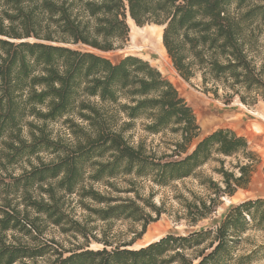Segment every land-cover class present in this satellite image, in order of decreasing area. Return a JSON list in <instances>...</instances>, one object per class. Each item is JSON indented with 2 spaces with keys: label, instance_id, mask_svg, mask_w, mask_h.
<instances>
[{
  "label": "trees",
  "instance_id": "1",
  "mask_svg": "<svg viewBox=\"0 0 264 264\" xmlns=\"http://www.w3.org/2000/svg\"><path fill=\"white\" fill-rule=\"evenodd\" d=\"M128 18L137 27L163 28L161 43L183 80L199 78L226 102L252 106L264 98V0H0V264L255 259L258 251L240 253V246L249 229H264V198L229 205L211 226L132 248L165 211L153 204V191L141 196L143 183L157 189L196 183L201 194L183 186L188 196H175L182 211L176 218L194 227L247 184L256 156L227 129L187 153L199 128L175 87L148 61L101 55L124 47ZM60 120L70 140L48 130ZM137 121L148 135L176 136L171 153L132 145L126 134ZM236 156L243 164L227 169L224 158ZM212 163L218 165L212 174H203ZM73 201L86 212L83 222L67 210ZM118 221L140 230L127 243L111 244L106 232ZM47 226L84 242L65 250L43 241ZM91 241L102 248L90 249Z\"/></svg>",
  "mask_w": 264,
  "mask_h": 264
},
{
  "label": "rangeland",
  "instance_id": "2",
  "mask_svg": "<svg viewBox=\"0 0 264 264\" xmlns=\"http://www.w3.org/2000/svg\"><path fill=\"white\" fill-rule=\"evenodd\" d=\"M129 31V39L120 50L101 54L112 62H117L125 56H135L148 61L155 67L177 90L181 98L185 100L187 105L192 109L196 124L199 128L198 136L193 139L187 153H190L194 146L206 135L218 129H227L236 133L238 136L244 137L248 143L249 149L255 154L256 161L252 164L249 179L243 188L236 190L230 198H223L222 204L216 213L206 220L199 222L196 226L190 227L184 220L177 219L182 215L179 202L175 199L176 192H181L184 196H188L183 190V186L191 191L201 194V189L196 183L186 181L184 184H175V188L157 189L148 183H143L140 194L146 198L150 191L154 192L153 204H163L164 213L153 223H150L145 233L137 239L132 248L136 249L154 242L168 233L185 235L188 232L197 230L201 227L213 225L214 221H218L220 215L224 213L231 204H238L246 200H254L264 198V98L252 106L241 104L238 99L226 102L223 92L219 91L215 97L208 93L201 85L199 78L185 81L176 73L172 67L171 61L165 53L161 43L162 27L149 25L137 27L129 18L127 19ZM84 50L85 48H79ZM260 51L264 55V39L261 40ZM48 130L53 138H63L70 140L72 137L70 131L62 120L50 123ZM128 141L136 146L142 142L147 151L161 156L170 154L173 149V143L178 140L176 136L170 133L159 135H148L142 128V123L137 121L133 128L126 134ZM243 158L236 156L234 158H224V166L232 170V166L242 163ZM216 163L207 165L202 169L203 174L211 175L212 168L217 167ZM217 179L216 176H214ZM121 187V183H118ZM98 191H105L100 185L94 186ZM109 192V190H107ZM111 194V192H109ZM131 196L125 194L112 193V196ZM71 200V199H69ZM67 208L71 216L79 222L84 221L86 212L75 203L70 202ZM90 226H96V233L100 234L104 230V225L98 222L91 223ZM140 230V226L130 222L118 221L111 224L106 232V240L111 244H122L129 242L136 232ZM153 235V236H152ZM101 236V235H100ZM43 241L55 242L58 246H62L65 250L72 249L74 246L82 244L84 240L81 237L72 238L59 232L58 229L47 226L42 236ZM102 245L91 241L90 249H101ZM256 250L257 255L250 264H264V229H249L243 237L240 246V253H249Z\"/></svg>",
  "mask_w": 264,
  "mask_h": 264
},
{
  "label": "bare ground",
  "instance_id": "3",
  "mask_svg": "<svg viewBox=\"0 0 264 264\" xmlns=\"http://www.w3.org/2000/svg\"><path fill=\"white\" fill-rule=\"evenodd\" d=\"M153 236V235H152Z\"/></svg>",
  "mask_w": 264,
  "mask_h": 264
}]
</instances>
